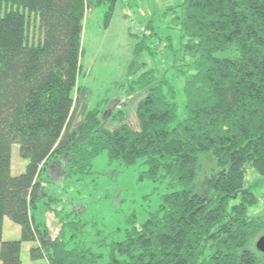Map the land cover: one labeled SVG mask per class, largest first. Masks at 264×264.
Here are the masks:
<instances>
[{"label": "trees", "instance_id": "obj_1", "mask_svg": "<svg viewBox=\"0 0 264 264\" xmlns=\"http://www.w3.org/2000/svg\"><path fill=\"white\" fill-rule=\"evenodd\" d=\"M118 1L0 0V264H21L22 243L45 264H264L255 248L264 215L249 214L259 200L246 189L248 170L264 180V0L165 9L157 21L168 65L138 67L139 43L127 71L136 128L125 108L104 110L110 90L91 106L81 83L85 16L92 8L111 21ZM154 17L144 44L163 27ZM14 145L26 161L15 177ZM102 153L120 169L143 168L140 181L163 184L156 208L139 225L132 212L122 232L94 245L79 213H68L76 219H61L52 238L38 217L56 211L44 184L79 183ZM200 177L203 196L193 191ZM5 218L19 240H2Z\"/></svg>", "mask_w": 264, "mask_h": 264}, {"label": "rangeland", "instance_id": "obj_2", "mask_svg": "<svg viewBox=\"0 0 264 264\" xmlns=\"http://www.w3.org/2000/svg\"><path fill=\"white\" fill-rule=\"evenodd\" d=\"M180 2L181 0H133V2L119 0L115 5L111 21L102 20V15L98 10L92 11V8L88 10L83 22L80 75L81 83L93 92L91 106L100 101L101 94L110 90L111 95L106 97L109 102L104 110L110 113L117 108H125L127 123L132 128L137 127L135 117L137 99L136 97L128 98L126 95V90L130 89V80L133 79L127 76V71L135 59L133 50L139 43H141L140 48L144 47L138 67L145 66L146 70H164L168 64L163 63V56H166L165 60H167L168 52H164L163 48L164 25L160 24L157 18L166 8L178 5ZM145 12L155 15L156 28L163 25L158 30L159 32H156L157 34L155 30L153 31L155 34L152 41L147 40L146 44L141 42V37L148 35L146 28L148 18H144L147 16ZM35 33L36 27L31 23L28 37L31 38ZM151 43L155 44L151 45ZM145 47H149L148 51ZM10 165V173L14 177L21 174L26 166V161L20 158L16 145L11 148ZM143 170L139 167L120 169L116 163L109 164L106 154L102 153L93 160L90 175L83 176L84 179L82 178L83 180L79 183H75L72 178L63 184H57L58 186L49 182L47 192L55 196L56 211L53 214L45 211L39 212V217L42 222L46 223L51 237L54 238L59 232L61 219L67 218L73 221L76 219L74 214L70 216L68 213H79L76 221L78 225H84L82 227L83 239L91 245L104 237L107 239L111 233L116 235L122 232L126 228V217L134 211L137 212L139 225L146 219L147 213L156 208L159 197L164 192L163 184L139 180ZM53 179L55 182H62L57 175ZM205 181L206 177L198 178V183L193 184V191L203 196L201 192L206 189L203 183ZM246 183L247 191L252 192L259 200L256 207L250 208L249 214L251 216L264 215V180L258 179L253 172L248 170ZM4 220L6 222L4 228L2 222V240H19V227L6 218ZM25 245L26 243L21 244V264H45L43 260L31 261Z\"/></svg>", "mask_w": 264, "mask_h": 264}, {"label": "crops", "instance_id": "obj_3", "mask_svg": "<svg viewBox=\"0 0 264 264\" xmlns=\"http://www.w3.org/2000/svg\"><path fill=\"white\" fill-rule=\"evenodd\" d=\"M131 2H133V0H131ZM182 3V0H181V2L178 4V5H180ZM135 5V4H134ZM136 6V5H135ZM175 6H177V5H174V6H170V7H175ZM170 7H168V8H170ZM167 9V8H166ZM141 11H143V10H141ZM146 13V12H145ZM147 14V16H144V18H148V17H150L151 15H153L151 12H148V13H146ZM44 186L46 187V189H47V187L49 186L48 184H44ZM49 194V193H48ZM59 195V194H58ZM38 217H39V214H38ZM40 221H41V219H39ZM5 220L3 221V228H4V226H5ZM3 228H2V234H3ZM8 228H10V227H8ZM34 246V244L33 243H26V245H25V247H26V249L29 251V249L30 248H32ZM27 251V252H28ZM20 257H21V254H20ZM22 261V260H21Z\"/></svg>", "mask_w": 264, "mask_h": 264}, {"label": "water", "instance_id": "obj_4", "mask_svg": "<svg viewBox=\"0 0 264 264\" xmlns=\"http://www.w3.org/2000/svg\"><path fill=\"white\" fill-rule=\"evenodd\" d=\"M255 248L258 252L264 254V236L260 237L256 242H255Z\"/></svg>", "mask_w": 264, "mask_h": 264}]
</instances>
